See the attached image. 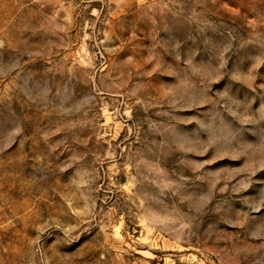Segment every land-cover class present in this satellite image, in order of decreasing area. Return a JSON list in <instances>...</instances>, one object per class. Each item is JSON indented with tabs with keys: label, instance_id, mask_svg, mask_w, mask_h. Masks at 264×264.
<instances>
[{
	"label": "rangeland",
	"instance_id": "rangeland-1",
	"mask_svg": "<svg viewBox=\"0 0 264 264\" xmlns=\"http://www.w3.org/2000/svg\"><path fill=\"white\" fill-rule=\"evenodd\" d=\"M0 264H264V0H0Z\"/></svg>",
	"mask_w": 264,
	"mask_h": 264
}]
</instances>
